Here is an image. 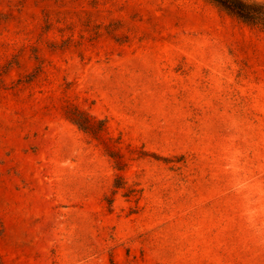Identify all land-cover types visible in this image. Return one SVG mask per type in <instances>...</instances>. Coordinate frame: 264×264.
<instances>
[{"label":"rangeland","instance_id":"374dc122","mask_svg":"<svg viewBox=\"0 0 264 264\" xmlns=\"http://www.w3.org/2000/svg\"><path fill=\"white\" fill-rule=\"evenodd\" d=\"M0 264H264V28L0 0Z\"/></svg>","mask_w":264,"mask_h":264},{"label":"trees","instance_id":"16d2710c","mask_svg":"<svg viewBox=\"0 0 264 264\" xmlns=\"http://www.w3.org/2000/svg\"><path fill=\"white\" fill-rule=\"evenodd\" d=\"M241 20L264 28V3L248 2L246 0H214Z\"/></svg>","mask_w":264,"mask_h":264}]
</instances>
